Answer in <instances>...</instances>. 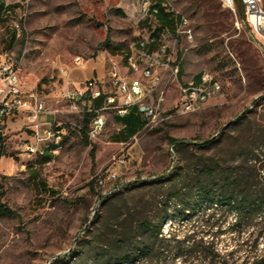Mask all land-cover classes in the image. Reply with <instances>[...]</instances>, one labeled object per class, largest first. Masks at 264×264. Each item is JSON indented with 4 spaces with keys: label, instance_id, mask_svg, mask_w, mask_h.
Returning <instances> with one entry per match:
<instances>
[{
    "label": "rangeland",
    "instance_id": "rangeland-1",
    "mask_svg": "<svg viewBox=\"0 0 264 264\" xmlns=\"http://www.w3.org/2000/svg\"><path fill=\"white\" fill-rule=\"evenodd\" d=\"M4 1L15 7L6 26H0V55L10 54L21 91L36 89L45 95L51 120L66 131H54V139H45L37 145V152L26 156L27 130L22 121L14 118L2 128L7 156L0 159V201L14 216L0 217V264H89L80 254L97 222L104 220L109 202L115 204L112 225L117 226L128 211L151 219L158 216L164 180L174 168L202 154L211 155L213 149H199L198 144L231 133L228 126L245 111L248 119L256 117L260 106L255 107V101L263 104L264 41L255 40L245 25L242 5L234 1L233 12L220 0H166L169 10L183 18L184 24L178 32L162 31L161 49L150 57L161 63L168 60L178 71L174 74L159 65L161 81L151 97L136 103L145 108L152 101L157 118L148 120L138 108L143 128L128 142H115L112 136L121 128L114 120L116 112L99 110L105 117L104 129L86 145L80 133L84 106L71 113L68 102L59 95L69 70L103 62L104 91L114 94L109 70L112 65H123V59L104 50L103 41L107 37L109 46L128 48L139 70L127 73L139 77L147 62L140 44L149 40L153 17L140 20L135 0ZM187 30L191 42L184 33ZM6 31L16 33L9 50L4 47ZM204 71L219 82L220 94L193 112L181 113L179 88ZM83 83L75 86L68 81L69 90ZM171 139L187 148L176 149ZM57 142L59 146L62 142L57 152H46L56 149ZM37 153H46L49 159L40 163L42 155L33 156ZM32 172L35 178L29 177ZM231 220V214H224L221 226ZM167 222L162 225L163 236L170 229ZM185 226L177 221L171 224L180 231ZM249 233H243L241 239L246 240ZM216 242L221 252L233 250L238 243L229 231ZM257 247L264 248V235ZM245 249L243 246L234 258H242ZM164 262V249L137 260V264Z\"/></svg>",
    "mask_w": 264,
    "mask_h": 264
},
{
    "label": "trees",
    "instance_id": "trees-1",
    "mask_svg": "<svg viewBox=\"0 0 264 264\" xmlns=\"http://www.w3.org/2000/svg\"><path fill=\"white\" fill-rule=\"evenodd\" d=\"M161 1H150V8L157 9L156 14L149 12L156 25L150 30L148 42L140 44L149 54L161 49L162 31H175L181 22V17L166 9ZM14 7L0 0V26H6L8 14ZM15 41L16 33L6 31L5 49H11ZM102 45L108 53L121 55L124 63L131 56L128 48L109 46L107 37ZM194 78L195 83H200V74ZM104 97L91 100L84 108L80 133L86 145L89 144L88 124L103 105ZM254 104L260 106V111L255 112L256 117L248 119L249 112L245 111L240 120L228 126L231 133L225 132L216 139L198 144L199 149H213L211 155L202 154L174 168L173 174L164 180V200L159 202L158 216L151 219L146 214L137 216L128 211L117 226L112 225L111 213L115 204L109 202L104 220L97 222L98 227L85 242L80 257L84 256L89 264H137L138 259L164 249V264H264V248L259 250L257 247L259 238L264 235V99L263 104L257 101ZM114 120L122 127L112 139L123 143L134 137L145 123L135 107L115 116ZM170 142L176 149L187 148L183 142L174 139ZM38 155L41 154L33 156ZM5 156L4 138L0 132V159ZM47 159L49 156L42 154L40 163ZM29 177L35 178L36 173L32 172ZM39 184L44 188L42 182ZM224 214H231L232 220L222 227ZM13 216L14 212L0 201V217ZM166 221L170 229L163 236L161 229ZM176 221L186 223L183 231L171 228ZM227 231L235 235L238 243L233 250L221 252L216 241ZM249 231L248 238L241 239L243 233ZM243 246L246 248L244 256L235 259L234 254Z\"/></svg>",
    "mask_w": 264,
    "mask_h": 264
},
{
    "label": "built area",
    "instance_id": "built-area-1",
    "mask_svg": "<svg viewBox=\"0 0 264 264\" xmlns=\"http://www.w3.org/2000/svg\"><path fill=\"white\" fill-rule=\"evenodd\" d=\"M136 1V13L141 20L144 14L147 12H154L156 14V8H149V1L153 0H135ZM223 4L229 7L233 12L234 0H220ZM243 7L244 23L250 29L255 40L264 41V0H239ZM161 5H164L168 9L166 0L161 1ZM156 20L152 28L155 27ZM184 24V19L181 18V22L175 27V31L178 32L181 26ZM237 24V22H236ZM188 40L192 41V35L190 30L184 31ZM18 35V32H17ZM146 42H141L143 45ZM164 48V55H165ZM143 57L147 62L140 73H153L155 74V82L153 84H141L140 76L132 77V82L135 85L134 99H125L122 92L121 72L114 70V66L110 67L109 76L113 87H115L117 94L121 98L122 109L117 111L122 115L126 110L136 105V101L151 97L154 88L161 81L160 75L157 71V67L160 65L163 69H170L174 74L177 73L178 68H171L169 61L166 60L161 63L157 60L151 59L154 53L142 52ZM129 67L133 72L139 70L135 60L129 59ZM14 68V60L10 54L4 52L0 55V132L8 121L14 118H19L22 121L23 127L27 130L26 142L23 145V151L25 155H30L32 152H37V145L42 144L45 139H54V131H66L64 126L60 123L42 121L41 117L47 113L46 109V96L40 94L36 89L26 90V93H19L20 84H10V72ZM66 70H62V74L66 75ZM200 75L204 77V85H195L194 81H188L179 88V94H182V101H178V108L181 113H189L195 111L202 102H208L221 92V86L217 80H215L210 73L201 72ZM208 83H216V92L208 91ZM68 86V81L66 83ZM101 96L98 82L95 79L86 80L82 87L75 88L73 90L66 89L62 93V97L68 102V110L71 113H77L80 111V105L82 102H91V100ZM114 103V97L108 96L105 99L104 104ZM104 104L99 107H104ZM90 111V109H88ZM141 114L148 120L156 119L158 116L156 105L150 101L146 103L144 109H139ZM105 117L91 118L88 129L87 137L89 140H94L98 136H95V128L104 129ZM60 146L57 142V148L54 150L46 149V152H57ZM44 153H41V155Z\"/></svg>",
    "mask_w": 264,
    "mask_h": 264
},
{
    "label": "crops",
    "instance_id": "crops-1",
    "mask_svg": "<svg viewBox=\"0 0 264 264\" xmlns=\"http://www.w3.org/2000/svg\"><path fill=\"white\" fill-rule=\"evenodd\" d=\"M143 51H145L143 48H142ZM109 56V55H108ZM130 59V58H129ZM129 59L127 61V63H124L122 61V64L123 65H117L120 69V72L124 75H127L128 77H132L131 75H129L127 72L131 70V68L129 67ZM103 68H104V64L103 62H100V61H95L93 62L92 64H84L81 68H78V67H73L71 70H69V75H68V81L72 82L75 86H79L80 83L84 80V82L86 80H89V79H95L97 82H98V87L100 88V91H101V95L105 96L104 97V102L103 104L105 103V99L108 97V96H113L114 97V103L110 104V105H106L104 104V107L102 108H99V110H102V109H107V108H111L109 110H114L116 112L115 116H120V114L117 113V110L119 111L121 105H122V102H121V98L119 97V95L117 94V92H114V94H112L111 92H105L104 91V80H103ZM195 77V76H194ZM193 77V80H195V78ZM63 88V87H62ZM66 89L69 90V87L66 86L64 87V89L62 90V92L59 93V95L62 96V93L63 91H65ZM51 95V94H50ZM49 95V96H50ZM91 102H82L81 105L85 107H88L90 105ZM131 107H135L140 109V107H138L137 105H134V106H131ZM131 107H129L126 111H128ZM95 111V113H96ZM49 113L50 112H47L46 114H44L42 117H41V120L42 121H48V122H53V120H51L50 116H49ZM101 113V112H99ZM124 113H122L123 115ZM122 127V126H121ZM121 128H119L120 130ZM118 130V131H119ZM118 133V132H117ZM117 133L115 135L112 136V138L114 136L117 135ZM133 138V137H132Z\"/></svg>",
    "mask_w": 264,
    "mask_h": 264
},
{
    "label": "bare ground",
    "instance_id": "bare-ground-1",
    "mask_svg": "<svg viewBox=\"0 0 264 264\" xmlns=\"http://www.w3.org/2000/svg\"><path fill=\"white\" fill-rule=\"evenodd\" d=\"M149 8H150V1H149ZM149 15H150V13L147 12L146 14H144V16L142 18H146ZM112 66H114L115 71L120 72V69L118 66H116V65H112ZM121 81H122V92L125 96V99H134L135 85H134V82H132V78L121 73ZM154 82H155V74H153V73H141V76H140V83L141 84H153ZM10 84H19L18 73L15 70H11V72H10ZM195 85H204V77H201V82L195 83ZM208 91L209 92H216V83H208ZM19 93H26V92L21 91V88L19 86ZM137 101H136V103H137ZM106 105H110V104H106ZM120 109H122V105H121ZM140 109H144V108H140ZM93 118H102V114L99 113L98 111H96ZM102 131H103L102 128H95V136H99L102 133Z\"/></svg>",
    "mask_w": 264,
    "mask_h": 264
}]
</instances>
